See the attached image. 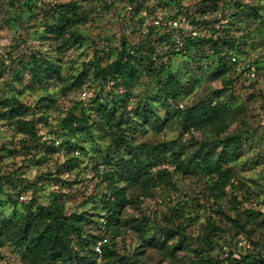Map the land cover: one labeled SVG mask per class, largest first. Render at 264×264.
Wrapping results in <instances>:
<instances>
[{"label":"rangeland","instance_id":"obj_1","mask_svg":"<svg viewBox=\"0 0 264 264\" xmlns=\"http://www.w3.org/2000/svg\"><path fill=\"white\" fill-rule=\"evenodd\" d=\"M237 1L0 0V102L23 112L0 118V216L19 225L34 199L32 210L59 205L67 214L87 213L94 222L87 229L100 237L106 231L102 219L108 224L119 197L125 205L109 219L108 255L92 264H244L263 258L264 0ZM71 5L76 12L69 16L77 23L69 21L64 33H48ZM159 9L197 20L206 41L193 46L190 57L170 54L181 47L159 41L164 32L151 39L143 32ZM231 36L241 47L239 64L217 77L223 54H215L213 44ZM150 40L152 56L161 55L155 70L143 68ZM125 50L144 62L131 81L97 74ZM250 67L256 68L255 79L245 75ZM170 77L181 86L178 103L167 99ZM84 91L91 97L83 98ZM97 97L115 113L113 129L97 117ZM208 102L225 105L223 122L186 131L177 106ZM70 113L78 133L62 124ZM120 118L132 146L119 149L121 130L114 122ZM228 137L239 139L241 150L225 166L231 175L221 184L206 170L187 173L179 165L201 147L221 150ZM65 141L77 149L61 147ZM48 146L59 152L46 153ZM118 164L127 165L129 180L110 188L107 173ZM138 169L141 174L132 178ZM159 170L168 172L169 181L146 182ZM16 231L0 238V264H32L16 246Z\"/></svg>","mask_w":264,"mask_h":264},{"label":"trees","instance_id":"obj_2","mask_svg":"<svg viewBox=\"0 0 264 264\" xmlns=\"http://www.w3.org/2000/svg\"><path fill=\"white\" fill-rule=\"evenodd\" d=\"M237 4H241L240 0L237 1ZM70 11L76 12V5H71L70 10H61V24L48 25L46 31L48 33L60 34L65 32V25L69 21H72L71 25L76 24L77 21L72 20V18L69 16ZM179 15L181 14L177 13L175 14V17ZM191 20L194 26V32L184 36V44L181 49L178 50V52L173 50L169 52L170 54H175L177 57L180 56L182 58L190 57L191 48L199 44L201 40L206 41L203 38L201 39V35L198 34L196 25H194L195 23H198L196 22L197 20L193 18H191ZM161 31L164 33L160 37L161 39L159 41H172L170 31H166L163 28H157L154 26L150 27L148 36L151 39L154 34ZM221 41L223 42V47L219 44ZM154 43V41L152 43L150 40V42L147 43V47L145 46V49L149 51L150 56L149 63L147 64L148 66L144 65L143 68L147 67L148 70L158 69L156 60L158 59L159 61L161 58V55L157 56V58L152 56L155 50ZM172 44L175 45L173 42ZM139 45L140 46L138 47L137 45H134V47L136 49H141L143 44ZM213 45V49L216 50L215 54H223L219 58L216 72V76L220 77L222 75L228 74L232 70L229 64L234 66L239 64L238 50H241V47L238 40H235L234 36L227 37L224 40L218 38L217 42H215ZM225 46L228 47L227 50H225ZM126 51L128 50L121 51V53L118 54L117 58L111 64L105 68L99 69L97 74L101 75L103 73L102 75H105L109 73L112 75L111 77L114 80L131 81L137 71V65H143L144 62L139 60L136 56L127 54ZM242 51L244 52L245 50ZM234 56L237 58V61H232V57ZM160 65L164 67L165 64L161 62ZM32 71H35L34 68ZM35 75H37V73H35ZM103 80L105 81V79L102 78V81ZM167 84L170 86V92L168 93L167 99L178 103L181 92L180 84L173 77H170V79L167 81ZM94 103L96 105L98 104L96 109L97 117L103 120L106 118V125L113 129V120L116 119L115 113L112 114V112L108 111L110 109H108L106 105L102 104L98 97L95 99ZM180 104L177 106V109L180 111L179 116L183 118V124L186 131L191 130L195 126H199L200 124L222 123L224 120V114L226 111L225 105L208 102L197 104L191 108H185V110L180 107ZM0 108L3 110V112H0L1 119H13L23 113L20 108H12L10 102L7 100L0 102ZM73 122H77V120L72 118L71 113L68 117L62 120L64 128L69 129L70 133L81 130V128L76 129L73 126ZM97 123L98 122L94 123V125ZM114 123L116 125L115 127L121 130V134L116 140L118 148L120 149L123 145L128 147L132 146V140L126 136L125 129L121 128L122 123H124L123 118H120L118 123ZM84 130H87V128H84ZM65 144L70 148L71 152L77 149V144L74 142L65 141L61 144V147H63ZM240 145L241 143L239 139L228 137L225 138L221 143V150H218L220 146H213L211 148L201 147L193 154V156L190 157L188 163L181 161L179 165L182 169L187 171V173H192L195 171L193 168H201L206 170L209 175L217 177L218 183L221 184L223 179H226L231 175L230 169L225 168V166L239 158L241 150ZM58 152L59 148L56 146H48L46 149V153L50 155ZM175 156L180 159V154L175 153ZM116 168V171H110V173H107L109 176L108 182L110 188H117L119 183L129 180V177L127 176V165L121 167L118 164V166L116 165ZM139 174H141L139 169L136 171L132 170V178L138 177ZM168 177L169 174L166 170H159L155 180H153L151 177H148L146 182L154 181V183L157 184L161 181L167 182L169 181ZM33 203H35L34 199L30 200L29 204L25 205L27 210L18 217L19 225L13 222L11 219H7L5 216H0V238L6 232L13 231L15 228H17V231L15 232L16 246L19 251L22 252L24 257L31 256L30 258L32 259V264H40L41 262H44V264H54L56 262H60V264H68L70 261H77V264H92L96 261L93 255V245L99 235H94L87 229V224L94 223L87 213L83 212L67 214L65 213L64 208L59 205H49L47 207L38 206L36 210H32ZM124 205V199L117 197L116 203L110 206V216L108 217V224L105 234L108 235V227L110 223L109 219L117 218L119 210L124 207ZM96 223L98 224V221H96ZM213 227H215L214 224ZM32 228L35 231L33 234H31ZM110 245L105 246L102 258L108 255L107 249L110 248ZM76 246L79 247V250L75 249ZM81 250L84 251L83 255L81 252H79ZM231 264H239V262ZM244 264H264V257L256 260H246V262L244 261Z\"/></svg>","mask_w":264,"mask_h":264},{"label":"built area","instance_id":"obj_3","mask_svg":"<svg viewBox=\"0 0 264 264\" xmlns=\"http://www.w3.org/2000/svg\"><path fill=\"white\" fill-rule=\"evenodd\" d=\"M151 26L157 28H163L166 31L171 32L172 42L177 47H182L184 44V36L194 32V26L183 15L179 16H170L166 10L159 9L157 10L152 19L150 24ZM150 28L145 25L143 32H149ZM232 61H237V58L234 56L232 57ZM1 64V61H0ZM248 79H255L257 77L256 68L250 67L247 72L245 73ZM109 85H114L115 81H109ZM91 94L87 91L83 92V98H89ZM181 108H184L183 104H180ZM21 199L25 198L24 194L20 196ZM101 226L103 230L107 229V222L102 219ZM109 244V237L107 234H103L102 236L98 237L93 245V255L95 259L101 258L104 253V248L106 245Z\"/></svg>","mask_w":264,"mask_h":264}]
</instances>
